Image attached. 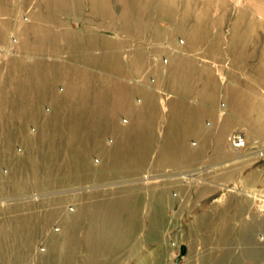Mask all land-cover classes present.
Returning <instances> with one entry per match:
<instances>
[{
    "label": "rangeland",
    "instance_id": "rangeland-1",
    "mask_svg": "<svg viewBox=\"0 0 264 264\" xmlns=\"http://www.w3.org/2000/svg\"><path fill=\"white\" fill-rule=\"evenodd\" d=\"M0 264H264V0H0Z\"/></svg>",
    "mask_w": 264,
    "mask_h": 264
},
{
    "label": "built area",
    "instance_id": "built-area-1",
    "mask_svg": "<svg viewBox=\"0 0 264 264\" xmlns=\"http://www.w3.org/2000/svg\"><path fill=\"white\" fill-rule=\"evenodd\" d=\"M230 145L233 149L240 150L246 146V140L240 133H234L230 137Z\"/></svg>",
    "mask_w": 264,
    "mask_h": 264
}]
</instances>
